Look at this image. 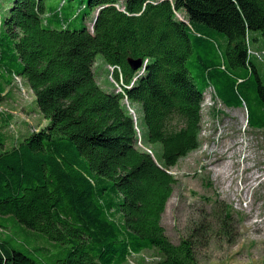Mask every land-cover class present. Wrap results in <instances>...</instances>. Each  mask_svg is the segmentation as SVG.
<instances>
[{
	"label": "trees",
	"instance_id": "trees-1",
	"mask_svg": "<svg viewBox=\"0 0 264 264\" xmlns=\"http://www.w3.org/2000/svg\"><path fill=\"white\" fill-rule=\"evenodd\" d=\"M64 5L47 13L45 0H8L0 9V103L21 79L48 121L0 147V216L68 246L57 264H198L194 240L175 245L162 226L177 184L170 170L201 146L211 87L264 130V83L247 46L251 31L264 36V0H89L91 31L67 27L77 18ZM219 36L223 62L212 57ZM98 54L126 85L141 69L130 61L148 63L132 88L108 92L95 77ZM135 102L162 161L138 147ZM0 264L44 263L0 240Z\"/></svg>",
	"mask_w": 264,
	"mask_h": 264
},
{
	"label": "rangeland",
	"instance_id": "rangeland-1",
	"mask_svg": "<svg viewBox=\"0 0 264 264\" xmlns=\"http://www.w3.org/2000/svg\"><path fill=\"white\" fill-rule=\"evenodd\" d=\"M62 1H65L62 13L71 11L70 15L77 18L67 27L77 29L84 23L91 31L97 10L90 9L89 0H45L47 13L59 9ZM124 2L119 0L121 5ZM7 3L8 0H0L2 12ZM177 16L188 19L184 12ZM249 40L252 51L258 54L264 51V36L259 31H251ZM225 49L226 39L219 36L212 57L223 62ZM252 60L264 83V60L256 57ZM194 61L191 56L189 67H193ZM94 72L98 83L106 91L114 92L116 86L110 80L102 54L96 57ZM2 97L0 147L6 145L3 149H8L47 127L48 121L23 80L18 79ZM216 103L214 109L210 103L204 105L200 148L170 170L177 184L162 217V226L175 245L184 239L194 240L198 264H264V130L248 126L245 108L227 109ZM131 104L145 136L138 147L151 149L155 158L162 161V145L146 142L141 104ZM6 218L0 216V240L11 248L44 264H57L68 255V246Z\"/></svg>",
	"mask_w": 264,
	"mask_h": 264
},
{
	"label": "built area",
	"instance_id": "built-area-1",
	"mask_svg": "<svg viewBox=\"0 0 264 264\" xmlns=\"http://www.w3.org/2000/svg\"><path fill=\"white\" fill-rule=\"evenodd\" d=\"M248 54H249L250 57H256L258 55L256 52H254L252 50H250L248 52ZM147 63H148V60H146L143 63V66L140 69L139 73L137 74V76L132 80V82L129 85H126L124 83L123 77H122V74H121V69L118 66H108V68L110 70V80L115 84V86L117 88L116 93L123 92L124 89L132 88L134 86L135 82L137 81V79L145 73ZM115 71H118L120 73L119 81H116L114 79V77H113V74H114ZM216 102L220 103V101L217 99L216 92H215L214 88L211 87L204 94V102L202 104V111L204 110V105L206 103H210L212 109H214L215 106L217 107V103ZM130 111H131V114L133 115L135 121H137V117H136L135 112L132 109H130Z\"/></svg>",
	"mask_w": 264,
	"mask_h": 264
},
{
	"label": "bare ground",
	"instance_id": "bare-ground-1",
	"mask_svg": "<svg viewBox=\"0 0 264 264\" xmlns=\"http://www.w3.org/2000/svg\"><path fill=\"white\" fill-rule=\"evenodd\" d=\"M250 34V33H249ZM247 46H248V52L252 49V47H251V45H250V43L248 42V44H247ZM258 54V53H257ZM256 58L257 59H259V60H264V51H262L261 53H259L257 56H256ZM136 123H138V120H137V122ZM223 160V159H222ZM219 161V160H218ZM220 161H221V159H220ZM212 165H214V164H212ZM224 169H226V166L224 165V167H223V170H222V172H224L223 174H225V171H224Z\"/></svg>",
	"mask_w": 264,
	"mask_h": 264
},
{
	"label": "water",
	"instance_id": "water-1",
	"mask_svg": "<svg viewBox=\"0 0 264 264\" xmlns=\"http://www.w3.org/2000/svg\"><path fill=\"white\" fill-rule=\"evenodd\" d=\"M142 60H138V61H130V65L132 67V69L136 72L137 70H139V68L142 67Z\"/></svg>",
	"mask_w": 264,
	"mask_h": 264
}]
</instances>
